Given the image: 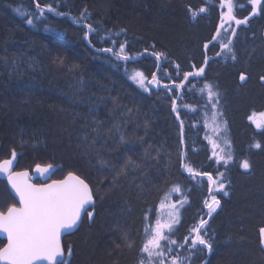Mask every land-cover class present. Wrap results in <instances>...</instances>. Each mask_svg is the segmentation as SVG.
Returning a JSON list of instances; mask_svg holds the SVG:
<instances>
[{
  "label": "trees",
  "instance_id": "1",
  "mask_svg": "<svg viewBox=\"0 0 264 264\" xmlns=\"http://www.w3.org/2000/svg\"><path fill=\"white\" fill-rule=\"evenodd\" d=\"M40 3L52 4L63 15L47 12L28 25L23 14L35 13L36 0H0V160L11 158L15 149L13 171L32 174L37 165L53 166L46 179L36 178L35 183L61 180L68 172L89 183L95 207L88 211H94V218L84 213L78 228L61 238L68 264H139L145 224L158 219L161 203L182 199L173 192L165 201L175 185L188 202L180 210L173 238L183 241L201 218L209 221L212 250L197 251L191 264H264V129L248 119L253 112H264V12L248 24L231 25L237 27L233 61L215 55L219 42L203 47L220 22L219 0ZM237 3L244 6L237 16L248 15L247 0ZM202 5L207 12L193 19L189 7L198 10ZM82 12L87 18L74 22ZM85 23L119 33L115 38L127 42L133 59L118 61L99 52L111 43L94 35L91 44L86 41ZM228 36L231 32L222 33L225 43ZM152 52L164 53L169 62L157 70ZM205 55L210 59L203 76L185 82L181 96L156 86L145 91L129 78L134 71H142L147 79L157 72L161 84H178L193 65L204 64ZM205 82L220 94L222 117L217 119L227 123L222 135L230 140L234 155L228 165L209 159L206 136L216 137L211 105L200 92ZM174 97L184 122L183 143L180 120L171 106ZM257 142L259 149L252 147ZM129 158L138 167H125ZM244 159L251 164L249 170L239 166ZM182 163L213 176L225 174L228 195L215 193L221 203L212 217L204 208L206 178L193 180ZM11 204L17 202L0 176V211ZM4 244L0 238V247Z\"/></svg>",
  "mask_w": 264,
  "mask_h": 264
},
{
  "label": "snow or ice",
  "instance_id": "2",
  "mask_svg": "<svg viewBox=\"0 0 264 264\" xmlns=\"http://www.w3.org/2000/svg\"><path fill=\"white\" fill-rule=\"evenodd\" d=\"M251 11L243 18L237 16V11L244 6L238 5L237 0H219V24L216 28V33L210 41L204 44V49L214 47L219 42L220 51L216 52V56H224L226 59L231 58L236 60V54L232 47L233 37L237 34L235 25H245L249 23L251 17L264 12V0H247ZM207 6L202 5L198 10H192L189 7L190 16L196 19L199 14L207 12ZM53 12L57 15L63 13L57 12V9L52 4L41 5L40 0H36L35 13H24L26 23L34 25L36 21L47 13ZM38 13V14H37ZM85 13L82 12L79 17H73L74 22L80 23L86 19ZM225 25H228L227 27ZM86 29L84 39L90 44L92 43L91 36H99L102 42L111 43V46L99 49L103 54H111L118 61L130 62L133 57L126 51L127 42H119V33H113L111 29H104L102 26H93L91 23L83 24ZM121 32L124 30L121 29ZM231 32V36L227 37V43L223 41L222 33ZM101 33H105L101 35ZM119 44L118 49L116 45ZM147 53V49L144 50ZM157 62V70H159L164 62H169L168 58L162 52L150 53ZM209 57L205 55L204 64L197 68L193 65V71L184 72L183 80L177 84L173 80L172 85L167 83L161 84V78L157 72H153L151 79H147L142 71H134L129 77L141 89L148 91L149 86L163 87L169 92H175L176 96H181L182 90L186 87L187 81L190 78L196 79L203 76L205 66L209 62ZM179 71V65L176 66ZM264 81V76L260 77ZM240 80H246L245 74H240ZM193 88L195 85L192 86ZM201 93H205L207 97L206 104L211 105V120L213 122L211 132L212 136H206L211 145V155L209 159H215L216 162L228 165L230 161H234L232 145L229 139L222 133L227 131V123L222 119L220 111V94L215 90V86L210 82H205L200 88ZM172 111L177 114V119L180 120L179 108L177 99L174 97L171 101ZM248 119L253 122L257 129H264V112H253ZM99 123V122H98ZM181 124V143H183V127ZM205 126L207 127V113H205ZM95 131V129H94ZM123 139V138H122ZM222 140V144L218 141ZM254 148H261L259 142L252 145ZM18 153L15 149L11 152V158L0 160V174L7 177L8 183L14 190L15 195L19 197V206L11 204L6 211H0V232L6 234L7 243L0 247V264H36L37 261H44L46 264H68L64 258V252L61 245V235L65 232H70L77 227L82 219V215L87 213L88 218H94V211H88L91 207L94 209L95 201L92 189L89 183L73 172H68L62 180H52L51 183L34 184L31 182L28 171L14 172L12 167ZM182 161L186 159L184 154H181ZM240 168L249 170L251 164L248 159L240 162ZM125 167H138L135 161L130 158L125 161ZM182 167L190 174L193 180L204 178L207 180L208 198L204 200V208L207 209L206 215L212 217L220 206V200L215 193L223 192L225 196L228 192L225 191V183L223 182L224 173L217 172L213 176L210 172L196 171L190 164L182 163ZM53 166L47 167L36 166L35 171L41 176H45L52 170ZM123 171V169H122ZM181 193L182 199L173 203H161L160 208H167V211L156 219L154 222L150 220L148 212L145 213V228L143 241L140 249L141 256L139 264H191L192 259L197 251L207 249L212 250V243L205 231L209 221L201 218L189 230V234L183 238V241H178L173 238L175 235L176 226L181 221L180 210L188 202L187 197L183 196L182 189L179 185L172 187L169 193L165 194L167 201L171 193ZM261 243L264 244V228L260 229ZM125 238L127 235L125 234ZM131 246V244L129 245ZM71 255V248H69Z\"/></svg>",
  "mask_w": 264,
  "mask_h": 264
},
{
  "label": "water",
  "instance_id": "3",
  "mask_svg": "<svg viewBox=\"0 0 264 264\" xmlns=\"http://www.w3.org/2000/svg\"><path fill=\"white\" fill-rule=\"evenodd\" d=\"M61 180H62V179H61ZM5 182H6V185H7V188H8V190H9L10 194H11V195L14 197V199L16 200V202H17V206H19V203H18V202H19V197L15 195L14 190L11 188V185H10V184L8 183V181H7V177H6V179H5ZM51 182H52V181H51ZM51 182H49V183H51ZM82 216H83V215H82ZM80 222H81V221H80ZM80 222H79V224H80ZM79 224H78L77 227H76L75 229H73L72 231L62 233L61 238H62L64 235H68V234L73 233V232L78 228ZM0 238H2L3 240H5V244L7 243V238H6V234H5V233L0 232ZM36 264H46V262H44V261H37Z\"/></svg>",
  "mask_w": 264,
  "mask_h": 264
},
{
  "label": "rangeland",
  "instance_id": "4",
  "mask_svg": "<svg viewBox=\"0 0 264 264\" xmlns=\"http://www.w3.org/2000/svg\"><path fill=\"white\" fill-rule=\"evenodd\" d=\"M226 27L228 26V25H225ZM252 122V121H251ZM252 124H253V122H252ZM254 125V124H253ZM255 126V125H254ZM12 171H13V168H12ZM49 174H50V172L48 173V174H46L45 176H41L39 173H37L36 171H35V175L38 177V178H40V179H46L48 176H49ZM1 176H5V175H3V174H0ZM167 211V208H164V209H161V211L159 210V216H158V219L159 218H161V216L165 213ZM205 231H206V228H205ZM207 232V231H206ZM264 245V244H263Z\"/></svg>",
  "mask_w": 264,
  "mask_h": 264
},
{
  "label": "flooded vegetation",
  "instance_id": "5",
  "mask_svg": "<svg viewBox=\"0 0 264 264\" xmlns=\"http://www.w3.org/2000/svg\"><path fill=\"white\" fill-rule=\"evenodd\" d=\"M22 171H26V170H22ZM14 172H20L19 170L18 171H14ZM29 173V172H28ZM1 176V175H0ZM2 178L6 179V176H1ZM29 177H30V180L32 183L34 184H46L43 182H40V183H35V179L38 178L36 175H35V170L32 172V174H29ZM49 183V182H48Z\"/></svg>",
  "mask_w": 264,
  "mask_h": 264
}]
</instances>
